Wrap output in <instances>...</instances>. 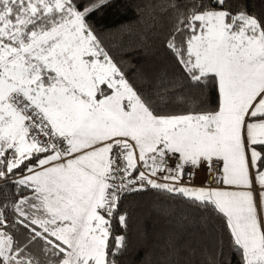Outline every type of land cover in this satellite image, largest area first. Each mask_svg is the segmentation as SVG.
Listing matches in <instances>:
<instances>
[{"label": "snow or ice", "instance_id": "snow-or-ice-1", "mask_svg": "<svg viewBox=\"0 0 264 264\" xmlns=\"http://www.w3.org/2000/svg\"><path fill=\"white\" fill-rule=\"evenodd\" d=\"M113 2L0 0V264H124L149 189L214 232L208 264H264V0H140L158 72L111 54Z\"/></svg>", "mask_w": 264, "mask_h": 264}, {"label": "trees", "instance_id": "trees-1", "mask_svg": "<svg viewBox=\"0 0 264 264\" xmlns=\"http://www.w3.org/2000/svg\"><path fill=\"white\" fill-rule=\"evenodd\" d=\"M138 3L140 0H114L97 14L96 25L113 57L130 72L139 69L158 72L164 64L171 63L162 48L167 20L157 14L152 27L149 13L141 14ZM123 206L129 213V250L124 264H169L170 261L208 264L216 252V235L207 225L191 222L192 210L180 197L149 189L126 194ZM165 209H171L174 214H167ZM180 239V254L176 255L171 245ZM226 255L230 256L227 250Z\"/></svg>", "mask_w": 264, "mask_h": 264}, {"label": "built area", "instance_id": "built-area-1", "mask_svg": "<svg viewBox=\"0 0 264 264\" xmlns=\"http://www.w3.org/2000/svg\"><path fill=\"white\" fill-rule=\"evenodd\" d=\"M200 179L201 181L198 182V180ZM210 180H211V177L208 175L207 170L205 169V171L202 174H200V171L196 173L194 182L196 185L208 186V182H210ZM128 194H131V193H128Z\"/></svg>", "mask_w": 264, "mask_h": 264}, {"label": "crops", "instance_id": "crops-1", "mask_svg": "<svg viewBox=\"0 0 264 264\" xmlns=\"http://www.w3.org/2000/svg\"><path fill=\"white\" fill-rule=\"evenodd\" d=\"M204 171H205V169H201V170H200V174H202ZM200 181H201V179L198 180V182H200Z\"/></svg>", "mask_w": 264, "mask_h": 264}]
</instances>
